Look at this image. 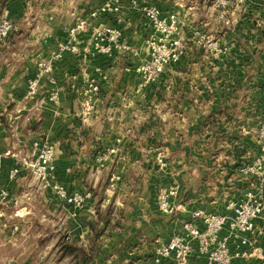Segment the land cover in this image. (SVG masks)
<instances>
[{
    "label": "crops",
    "instance_id": "0c3cea01",
    "mask_svg": "<svg viewBox=\"0 0 264 264\" xmlns=\"http://www.w3.org/2000/svg\"><path fill=\"white\" fill-rule=\"evenodd\" d=\"M37 2L54 14L39 17L36 0H0V8L11 10L16 40L0 50V157L9 193L7 201L0 199V264H176L172 257L157 262L155 253L185 233L179 218L198 210L231 217L229 205L254 181L239 167L259 154L264 0L230 7V24L214 0H140L139 6L153 3L165 15L177 14L184 41L181 60L149 86L136 68L149 56L153 30L139 8L125 3L121 12L102 13L80 33L78 53H61L67 30L107 0ZM103 26L122 30L130 52L96 53L92 32ZM7 51L17 62L4 60ZM40 61L53 64L58 103L47 100V79L37 97L28 96ZM93 82L97 94L88 92ZM89 95L91 113L84 110ZM41 140L55 150V182L86 197L82 209L63 205L50 191L37 194L24 168L8 180ZM161 153L169 157L165 177L158 170ZM161 188L177 190L174 202L184 209L179 218L159 211ZM195 224L205 230L200 220ZM242 236L248 238L245 254L233 264H264V214L255 233ZM221 237L232 249L238 243L227 228ZM188 264H207V257L195 253Z\"/></svg>",
    "mask_w": 264,
    "mask_h": 264
},
{
    "label": "built area",
    "instance_id": "2783aa9c",
    "mask_svg": "<svg viewBox=\"0 0 264 264\" xmlns=\"http://www.w3.org/2000/svg\"><path fill=\"white\" fill-rule=\"evenodd\" d=\"M246 1L214 0V6L219 11L222 21L230 24V19L227 17L229 8L241 7ZM139 2L140 0H107V4L102 9L91 12L87 19L79 21L76 26L67 30L68 41L60 46L61 53L64 51L78 53L80 33L90 26L91 21L98 19L102 13L121 12L125 3H131L132 6L142 11L153 30V36L146 40L150 57L142 62L136 71L142 79L143 86L156 84L167 67L177 64L181 60L184 41L181 37L177 14L165 15L159 6H139ZM14 30V22L9 18H2L0 20V41L8 39ZM91 39L94 50L98 54L110 56L125 54L131 49L119 28L109 26L94 28ZM209 44L213 46L215 42L209 41ZM59 56V53L55 54L54 59H58ZM52 71V63L46 61L38 63L37 72L28 80V96L30 98L34 99L41 93L43 81L47 79L51 85L47 90V100L49 103H58L59 90L55 79L51 76ZM90 91L95 94L99 93V87L95 82L89 86L88 92ZM84 106L87 113L95 110L90 95ZM257 145L259 154L239 167V173L242 176L253 178L254 181L249 184L243 199L229 205V209L233 212L231 217L198 210L187 217L179 218L184 209L181 204L174 202L177 190L175 188L159 189V211L164 216L179 218V223L185 233L173 235L168 243L157 248L155 253L157 262L172 257L176 264H188L190 258L198 253L200 256L207 257V264H233L235 258L245 254L242 247L248 244V238H244L242 235L254 234L256 221L264 214V120L257 131ZM35 148L33 157L22 159L21 167H15L9 172L8 180L15 181L20 170L24 168L35 182L37 194L50 191L63 205L73 207L74 211L82 209L85 206L86 197L79 193H71L63 185L55 182V150L52 145L41 140L35 143ZM163 156L161 153L158 159L161 165H164ZM2 176V157H0V199L7 201L9 193L2 185ZM112 180L111 187L114 188L116 177H113ZM198 220L205 226L204 231L195 224V221ZM225 228L228 229L229 236L238 241L237 245H234V249H232L233 244L228 237H221ZM70 239V236L67 235L66 241H70ZM194 242L198 244L197 249L193 246Z\"/></svg>",
    "mask_w": 264,
    "mask_h": 264
},
{
    "label": "rangeland",
    "instance_id": "374dc122",
    "mask_svg": "<svg viewBox=\"0 0 264 264\" xmlns=\"http://www.w3.org/2000/svg\"><path fill=\"white\" fill-rule=\"evenodd\" d=\"M39 3L36 0V4L39 5ZM40 5H41V7L38 10L39 11L38 12L39 13V17L48 16L49 13L50 14H54V9H48V8L46 9L45 5H42L41 3H40ZM142 5L150 6V5H154V4L153 3L152 4L149 3V4H142ZM10 13H11V10L9 8L8 9L0 8V20L2 18L9 17ZM40 26L43 27L42 24H40ZM152 36H153V34H152ZM14 39H15V37L11 36V37H9L8 39H6L4 41H0V50L1 49H6V50L12 49L13 45H15V43H16V40L14 41ZM148 52H149V50H148ZM5 56L6 57H3V58H4V60L6 62H11V61H14V60H16V62H17V56L14 55L13 52H8L7 51ZM149 57H150V54H149L147 59H149ZM263 117H264V106L263 107L260 106V116H259V123H258L259 125L261 124L262 120L264 119ZM256 138H257V134H256ZM163 157H164V165H161L159 163L158 170H162V172L164 174V177H165L167 175V173L169 172V170H170V163H169V159H168L169 157H167L166 153H164ZM243 163H245V162H243ZM146 168L148 169V171H150V167H146Z\"/></svg>",
    "mask_w": 264,
    "mask_h": 264
}]
</instances>
